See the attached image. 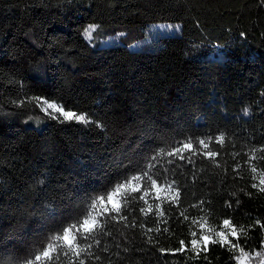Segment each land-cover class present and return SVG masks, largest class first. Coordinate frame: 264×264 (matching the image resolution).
Wrapping results in <instances>:
<instances>
[{"label":"trees","instance_id":"trees-1","mask_svg":"<svg viewBox=\"0 0 264 264\" xmlns=\"http://www.w3.org/2000/svg\"><path fill=\"white\" fill-rule=\"evenodd\" d=\"M159 22L179 30L129 48ZM89 25L98 26L90 41ZM116 33L120 42L101 45ZM35 96L89 123L53 119L29 102ZM222 132L223 148L214 142ZM208 137L219 168L201 156L152 160ZM253 147H264V0H0V264H24L57 229L82 218L95 195L150 162L158 182L176 181L179 204L152 193L144 216V201L133 203L129 227L110 220L111 234L93 243L94 256L100 246L116 247L114 260L82 256L85 264H236L239 252L209 244L197 255L190 243L201 218L219 228L229 217L237 227L253 225L239 242L258 264L264 192L251 187L245 153ZM251 163L264 169V160ZM181 240L185 250L176 252Z\"/></svg>","mask_w":264,"mask_h":264},{"label":"snow or ice","instance_id":"snow-or-ice-1","mask_svg":"<svg viewBox=\"0 0 264 264\" xmlns=\"http://www.w3.org/2000/svg\"><path fill=\"white\" fill-rule=\"evenodd\" d=\"M97 25H89L85 29V37L89 40L92 39V34L97 30ZM177 30H179L177 28ZM29 102H34L37 107L46 115H52L53 119L57 117L53 113H59L63 117L64 121L75 120L81 123H89L88 118L83 114H78L66 108L54 101H50L41 96H35L29 98ZM51 110V111H50ZM244 114H248V109L244 110ZM225 134L222 132L214 138V142L219 144L223 148L225 144ZM213 142L212 137L207 139H199L193 141L188 139L182 141L179 146L173 147L170 151L165 152L163 149L152 158L153 161H158L161 156L175 157L180 160H187L188 163H194L193 157L201 156L211 161L217 168L220 164L217 161L218 151L210 147ZM189 153V155H185ZM264 147L251 148L245 155L249 156V170L251 171L252 183L251 187L257 189L259 192H264V169L258 168L251 161L264 160ZM240 153H234L233 159L239 156ZM168 163H173V160H168ZM156 167L155 163L150 162L148 164V171H141L139 174L123 177L118 180L114 186H112L106 192H100L95 195L90 203L87 204L82 218H75L74 222L68 226H63L56 230L54 234H51L46 238V243H41L39 250H37L34 256L26 258L24 264H85V259L82 256H87L89 259L94 258L99 261L100 256H94L91 251L93 243L97 246L100 244V240L97 238L100 234L110 235V232L106 231L108 222L117 221L124 222L125 227H129L128 216L125 214V210L137 201H144L147 207H141L140 212L144 216H148L153 211V205L148 202L147 197L154 193L155 200L161 201V203L170 202L179 204L181 193L175 180L171 182L160 183L151 171ZM240 164L237 163V168ZM168 169H164V172H168ZM168 193V196H161V193ZM161 203L155 204V214L164 217L165 212L161 209ZM237 203H239L237 201ZM231 207L229 203L227 205ZM197 207V205H192ZM187 210L181 212L184 216V220H188L189 217L185 214ZM166 222V221H161ZM196 220L192 221V224H197ZM136 222L133 221L131 227H135ZM144 228L143 224L139 225ZM255 226H259L264 229V222L257 219ZM253 225L247 227H237L232 218H225L222 220L219 228L208 225L206 218H201L199 222V237H197L196 231H191L193 239L191 240L192 250L196 251L199 255L200 251H207L209 244H219L222 248H227L230 252H239V255H234L233 259L236 264H250L253 257L244 250L239 242L241 236L247 237L248 232L251 230ZM153 229L149 228L145 234L152 232ZM156 232H160V228L155 229ZM164 231H169L165 228ZM148 242L154 243L153 237L148 236ZM185 241H180V248L176 249V252L185 250ZM107 251V248L104 249ZM171 249L161 248L160 252H170ZM31 255V254H30ZM256 257L259 258L258 264H264V252L256 253Z\"/></svg>","mask_w":264,"mask_h":264},{"label":"rangeland","instance_id":"rangeland-1","mask_svg":"<svg viewBox=\"0 0 264 264\" xmlns=\"http://www.w3.org/2000/svg\"><path fill=\"white\" fill-rule=\"evenodd\" d=\"M177 28L179 29L178 24H171L167 22H159V23L152 24L146 30V33H147L146 39L138 41L130 45L129 48L132 50L141 49V48L142 49L149 48L151 46L150 41L153 38L158 37V36H163V35L175 34L178 32ZM121 35L122 33H116V34L110 35L109 37L103 39L100 43L101 45H110V44L120 42ZM87 40L90 41L89 39ZM105 248H107V251H104ZM117 251L118 249L116 247L100 246L98 249V255L101 257L103 261L111 262L116 257Z\"/></svg>","mask_w":264,"mask_h":264}]
</instances>
